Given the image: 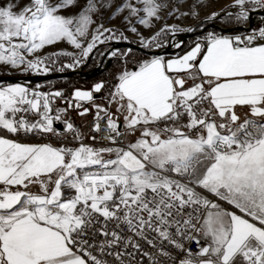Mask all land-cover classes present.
Wrapping results in <instances>:
<instances>
[{
  "label": "snow or ice",
  "instance_id": "1",
  "mask_svg": "<svg viewBox=\"0 0 264 264\" xmlns=\"http://www.w3.org/2000/svg\"><path fill=\"white\" fill-rule=\"evenodd\" d=\"M0 72V264H264V0H0Z\"/></svg>",
  "mask_w": 264,
  "mask_h": 264
},
{
  "label": "water",
  "instance_id": "2",
  "mask_svg": "<svg viewBox=\"0 0 264 264\" xmlns=\"http://www.w3.org/2000/svg\"><path fill=\"white\" fill-rule=\"evenodd\" d=\"M183 39L187 42L190 39H193V35L190 33H185V34H180ZM120 47H126V44H121L119 45ZM171 51V49H169ZM92 61H89L88 64H90ZM86 65L83 66L81 69H77L76 71H67L63 74L57 73L52 76H49L48 79H62V78H78V79H83L84 81H93L94 79L98 78L100 75H102V70L101 67L93 66L90 69L86 70ZM0 76H4L0 74ZM5 79L9 80L10 82H16L18 80H26V79H31L33 83H42L45 82L44 77H26V76H17V75H12V76H6ZM83 87V86H81ZM86 88V87H85Z\"/></svg>",
  "mask_w": 264,
  "mask_h": 264
},
{
  "label": "crops",
  "instance_id": "3",
  "mask_svg": "<svg viewBox=\"0 0 264 264\" xmlns=\"http://www.w3.org/2000/svg\"><path fill=\"white\" fill-rule=\"evenodd\" d=\"M100 76L94 80L99 79ZM67 81H69L71 83V85H73L74 83H81L82 85H84L83 87H87L89 84H91L93 82V81H84L83 79H78V78H69ZM63 82L64 81H62L61 83H63Z\"/></svg>",
  "mask_w": 264,
  "mask_h": 264
},
{
  "label": "rangeland",
  "instance_id": "4",
  "mask_svg": "<svg viewBox=\"0 0 264 264\" xmlns=\"http://www.w3.org/2000/svg\"><path fill=\"white\" fill-rule=\"evenodd\" d=\"M225 2V0H219V3L220 4H222V3H224ZM189 23H191V22H189ZM97 63H98V60H97ZM93 66H95V64L93 63V62H91L90 64H87L86 65V70H88V69H90L91 67H93ZM82 68V67H81ZM81 68H79V69H81ZM0 74H2V75H4V73L3 72H0ZM15 75H17V76H21V75H19V74H15ZM67 80L69 79V78H66ZM58 81H64V78H62V79H57ZM42 83H44V82H42Z\"/></svg>",
  "mask_w": 264,
  "mask_h": 264
},
{
  "label": "trees",
  "instance_id": "5",
  "mask_svg": "<svg viewBox=\"0 0 264 264\" xmlns=\"http://www.w3.org/2000/svg\"><path fill=\"white\" fill-rule=\"evenodd\" d=\"M73 85H75V86H84L81 83H74Z\"/></svg>",
  "mask_w": 264,
  "mask_h": 264
}]
</instances>
